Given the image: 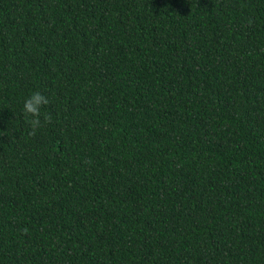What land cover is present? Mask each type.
Masks as SVG:
<instances>
[{"label":"trees","instance_id":"obj_1","mask_svg":"<svg viewBox=\"0 0 264 264\" xmlns=\"http://www.w3.org/2000/svg\"><path fill=\"white\" fill-rule=\"evenodd\" d=\"M0 264H264V0H0Z\"/></svg>","mask_w":264,"mask_h":264},{"label":"clouds","instance_id":"obj_2","mask_svg":"<svg viewBox=\"0 0 264 264\" xmlns=\"http://www.w3.org/2000/svg\"><path fill=\"white\" fill-rule=\"evenodd\" d=\"M49 104V99L47 96L43 95L41 92H33L27 99H25L23 104V114L25 116V121L31 126L33 133L45 124H50L51 117L47 114H43L42 122V107Z\"/></svg>","mask_w":264,"mask_h":264}]
</instances>
